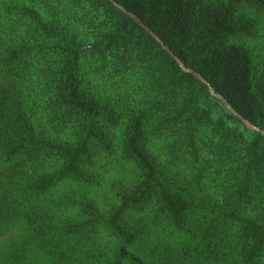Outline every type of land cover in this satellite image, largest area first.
<instances>
[{
	"label": "trees",
	"instance_id": "1",
	"mask_svg": "<svg viewBox=\"0 0 264 264\" xmlns=\"http://www.w3.org/2000/svg\"><path fill=\"white\" fill-rule=\"evenodd\" d=\"M200 1L0 0V264H264V134L209 92L264 130V0L193 52Z\"/></svg>",
	"mask_w": 264,
	"mask_h": 264
},
{
	"label": "rangeland",
	"instance_id": "2",
	"mask_svg": "<svg viewBox=\"0 0 264 264\" xmlns=\"http://www.w3.org/2000/svg\"><path fill=\"white\" fill-rule=\"evenodd\" d=\"M216 3L211 2L210 0H201L200 4L197 5V3L195 2V5L193 8H191L188 16L186 18H184L183 21H186V24H184V32L182 33V40L183 42L186 43V45L188 46V48L195 52L197 51V42H198V38H199V34L201 32V29L204 28V26H206L208 24V22L210 21L212 14L211 13V9L212 7L215 6ZM149 5V4H147ZM158 14V13H156ZM246 24V21L244 20V26ZM182 24H172V29L174 31H180L182 28ZM264 36V35H263ZM263 39V37H261ZM263 45L260 46L261 48V52H263L264 48ZM228 48V47H227ZM199 52V51H198ZM200 53V52H199ZM260 53V52H259ZM262 54V53H260ZM209 56H213V62H215V60L219 57H216V55L214 54H208ZM209 58V57H208ZM211 59V58H210ZM263 59V58H262ZM264 61V59L262 60V62ZM263 69L262 63L258 62V61H254L252 63H250V65L248 66V78L246 80L247 85L250 86L251 90H252V86H253V81L255 80L254 78L258 77V75L261 73ZM244 124V123H243ZM94 197L98 198L99 202L101 204L104 203V197L105 194L102 193V191H96L94 192ZM70 212L72 213L73 211L70 210ZM34 256L30 255L29 258L32 259ZM32 262H34V260H31ZM35 261H42V258H38Z\"/></svg>",
	"mask_w": 264,
	"mask_h": 264
},
{
	"label": "water",
	"instance_id": "3",
	"mask_svg": "<svg viewBox=\"0 0 264 264\" xmlns=\"http://www.w3.org/2000/svg\"><path fill=\"white\" fill-rule=\"evenodd\" d=\"M112 1V0H111ZM115 6H117L118 8L121 9V11L123 13H125L127 16L135 19V21L137 22V24L143 28L145 31L148 32L149 35H151L156 41L160 42L161 41L159 40V38L157 36H155V34H153V32L147 27L145 26L142 21L133 13H131L130 11H126L122 6H120L118 3L116 2H112ZM165 48V46H163ZM167 49V48H166ZM175 60L177 61L178 65L181 67L182 70L184 71H188V72H191L193 75H195L199 80H201L202 82H204L205 84H207V82L201 77V75H199L197 72H195L193 69H190V68H186L183 63L177 58V57H174ZM209 92L211 95H213L214 97L218 98L224 105L225 107L231 112L233 113L234 115L238 116L242 122L244 123V125L246 127H248L249 129H253V130H257V131H260L261 134H264V130H260L258 129L256 126H254L252 123H250L247 119L243 118L241 115H239L232 107L231 105L221 96L219 95L218 93H216L214 91V89L209 85Z\"/></svg>",
	"mask_w": 264,
	"mask_h": 264
}]
</instances>
